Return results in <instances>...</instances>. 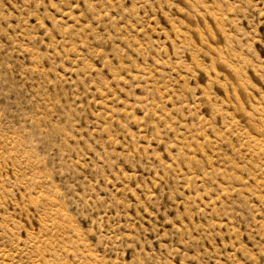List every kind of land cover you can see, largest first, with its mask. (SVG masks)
Listing matches in <instances>:
<instances>
[{"label": "rangeland", "instance_id": "obj_1", "mask_svg": "<svg viewBox=\"0 0 264 264\" xmlns=\"http://www.w3.org/2000/svg\"><path fill=\"white\" fill-rule=\"evenodd\" d=\"M0 264H264V0H0Z\"/></svg>", "mask_w": 264, "mask_h": 264}]
</instances>
